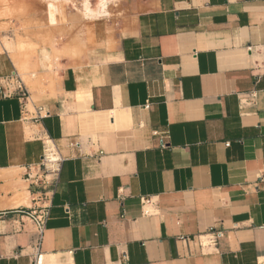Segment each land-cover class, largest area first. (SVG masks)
I'll use <instances>...</instances> for the list:
<instances>
[{"label":"crops","instance_id":"crops-1","mask_svg":"<svg viewBox=\"0 0 264 264\" xmlns=\"http://www.w3.org/2000/svg\"><path fill=\"white\" fill-rule=\"evenodd\" d=\"M70 5L88 51L25 84L27 119L0 91V264H32L43 134L62 160L40 264H264V0H47L48 23Z\"/></svg>","mask_w":264,"mask_h":264},{"label":"rangeland","instance_id":"rangeland-1","mask_svg":"<svg viewBox=\"0 0 264 264\" xmlns=\"http://www.w3.org/2000/svg\"><path fill=\"white\" fill-rule=\"evenodd\" d=\"M46 2L0 0V42L11 43L8 53L27 86L43 81L40 72L51 70L57 59L84 55L93 35L92 21L81 19L71 5L50 25Z\"/></svg>","mask_w":264,"mask_h":264},{"label":"built area","instance_id":"built-area-1","mask_svg":"<svg viewBox=\"0 0 264 264\" xmlns=\"http://www.w3.org/2000/svg\"><path fill=\"white\" fill-rule=\"evenodd\" d=\"M0 91H2L5 96H11L13 94L18 96L22 106V111L26 115L25 118L27 119V115L29 114L27 104L30 102V94L22 78L17 73L11 75L6 79L5 85L0 87ZM42 111L43 107H37L35 110V117L33 119L36 120L48 114L47 111H44L45 113H42ZM41 140L44 145V151L40 162L37 164L38 172L35 175H27V178L30 179L32 183L38 184L41 187V191H39L37 199L39 204L35 208H30V210L21 211L22 214L29 219L33 226V237L30 244L32 251V264L41 263V244L45 230V221L48 217V208L50 206L51 196L57 186L58 171L62 160L55 144L47 135L43 134ZM35 166L36 165H31L28 168L30 170ZM220 236V232L211 231L206 234L205 241H201L200 244L201 246L215 245Z\"/></svg>","mask_w":264,"mask_h":264},{"label":"bare ground","instance_id":"bare-ground-1","mask_svg":"<svg viewBox=\"0 0 264 264\" xmlns=\"http://www.w3.org/2000/svg\"><path fill=\"white\" fill-rule=\"evenodd\" d=\"M85 5H86V7H87L89 4L87 5V3H86Z\"/></svg>","mask_w":264,"mask_h":264}]
</instances>
